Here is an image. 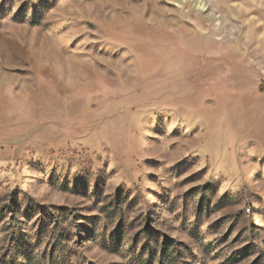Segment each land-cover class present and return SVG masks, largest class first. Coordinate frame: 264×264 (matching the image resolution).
<instances>
[{
	"label": "rangeland",
	"instance_id": "rangeland-1",
	"mask_svg": "<svg viewBox=\"0 0 264 264\" xmlns=\"http://www.w3.org/2000/svg\"><path fill=\"white\" fill-rule=\"evenodd\" d=\"M0 264H264V0H0Z\"/></svg>",
	"mask_w": 264,
	"mask_h": 264
}]
</instances>
